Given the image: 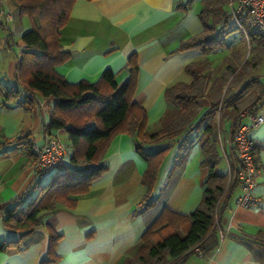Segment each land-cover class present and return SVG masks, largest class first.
I'll use <instances>...</instances> for the list:
<instances>
[{"label":"crops","instance_id":"1","mask_svg":"<svg viewBox=\"0 0 264 264\" xmlns=\"http://www.w3.org/2000/svg\"><path fill=\"white\" fill-rule=\"evenodd\" d=\"M184 1L75 0L60 34L61 48L69 52L70 57L56 65L55 70L69 82L82 79L94 82L108 68L121 86L130 76L127 58L136 54L133 100L146 109V130L151 132L159 129L176 108L165 99L164 89L178 81L190 83L191 76L185 71L187 64L207 63L203 72L207 82L205 96L200 99L201 111L209 110L212 102H218L222 113L217 116L212 111L198 129L190 132L191 142L185 146L187 151L183 158H177L181 140L172 143L150 196L155 203L148 208L137 206L145 192L140 180L146 161L134 149L133 135L116 133L99 161L90 164V167L101 166L102 171L89 189L69 195L67 203L57 202L53 209L42 211L41 224L18 248L0 251V264H124L126 257L135 253L141 234L162 206L187 214L199 205L208 173V168L201 164L200 136L209 121L216 123L212 138L221 156L218 170L225 174L226 186L231 185L220 204V225L226 237L209 256L194 252L180 264H264V174L258 176L253 190L259 202L251 208L237 206L240 183L230 139L234 122L248 123V118L240 113L255 102L264 101V41L238 32L220 60L212 54L218 49L210 53L194 49L176 51L182 40L202 29L198 17L201 0H193L186 12L176 8L178 2ZM23 17H19L17 24L13 17L8 21L0 17V22L4 23L0 24V83L6 87L19 86L14 72L21 49ZM24 19L28 21L26 28H30L29 18ZM7 28H10L11 38L5 41ZM28 95H33L35 101L30 109H25L20 101ZM2 100L0 95V102ZM53 101L37 92L22 90L15 102H6L8 106L0 103V142L27 132L31 143L30 153L16 142L0 145L2 240H16L20 235L4 225L3 211L19 201L32 200L39 187L57 171L50 168L35 174L32 170L33 144L44 143L48 134L45 130L48 108ZM56 132L66 142V165H70L68 156L72 146L67 129L59 128ZM248 134L260 143L256 159L264 165V122L250 127ZM167 143V140L147 143L144 149L155 151ZM21 196L23 198L19 199ZM50 228L61 234L53 255L47 253ZM52 257L56 260L41 263ZM162 264L179 263L170 258Z\"/></svg>","mask_w":264,"mask_h":264},{"label":"trees","instance_id":"2","mask_svg":"<svg viewBox=\"0 0 264 264\" xmlns=\"http://www.w3.org/2000/svg\"><path fill=\"white\" fill-rule=\"evenodd\" d=\"M13 2L19 17L26 15L31 27L20 35L21 49L14 72V80L20 88L6 87L0 83V95L3 96L0 103L5 105L6 102H15L22 90L53 98V104L48 108L49 119L45 130L55 134L59 128H66L72 150L68 156L70 165L58 167L53 177L39 187L32 200L19 201L3 211L4 225L18 231L20 235L16 240L0 239V251L9 247L18 248L24 238L41 224L39 214L42 211L53 209L57 202L67 203L69 195L89 189L91 182L102 171L101 166L90 167V164L99 161L109 141L118 132L135 137L134 149L146 161L140 180L145 186V192L137 206L151 207L155 203L150 196L156 185L158 170L172 143L181 140L177 158H183L187 151L185 146L191 142L190 132L198 129L212 111L219 108L218 102H212L209 110L201 111L200 99L205 96L207 82V76L203 72L208 64L199 66L192 62L185 66V71L191 76L190 83L178 81L164 89L165 99L176 107L175 110L167 116L159 129L147 131L146 109L133 100L136 54L127 58L130 76L121 86L117 85L114 73L108 68L94 82L84 79L69 82L55 70V66L70 57L69 52L61 48L60 34L75 0ZM192 2L193 0L178 2L176 8L186 12L190 10ZM227 4L228 0H201L198 17L202 29L182 40L176 51L194 49L210 53L223 48L226 36L232 29L228 23L230 16L227 14ZM7 31L5 41L11 38L10 28ZM249 38L259 37L251 35ZM260 40L264 41L262 38ZM34 101L33 95H28L20 104L25 109H30ZM239 125V122L233 123L230 136ZM213 129L214 122H206L200 136L203 154L201 164L208 168V173L199 205L187 214L162 206L158 215L141 234L135 253L126 257L124 264H162L170 258L177 259L180 264L197 247L201 249L199 254L209 256L219 244V230L226 237V231L220 225V204L231 190V185L226 186L225 174L218 170L221 156L216 141L212 138ZM28 139L29 134L22 132L15 137L4 138L0 145L16 142L30 153L31 143ZM162 140L168 141L162 148L155 151L144 149L145 144ZM21 198L23 196L19 197ZM60 237L61 234L49 229L48 255H53L54 246ZM55 260L56 257L47 258L41 260V263Z\"/></svg>","mask_w":264,"mask_h":264},{"label":"built area","instance_id":"3","mask_svg":"<svg viewBox=\"0 0 264 264\" xmlns=\"http://www.w3.org/2000/svg\"><path fill=\"white\" fill-rule=\"evenodd\" d=\"M4 0H0V5ZM228 10L232 24L245 37L251 35L264 40V0H229ZM7 20L12 19L11 11L0 10ZM253 109H245L240 115L248 118V123L240 124L230 136L234 147V161L237 168V178L240 183V193L236 198V205L243 208H251L256 205L260 198L253 192L257 178L264 174V165L256 159V152L260 143L252 139L248 129L264 122V101L254 103ZM66 142L62 136L46 134L41 146L33 144L32 170L35 174L44 172L50 168H58L66 164ZM220 232V240L225 235ZM200 248L195 249L200 253Z\"/></svg>","mask_w":264,"mask_h":264},{"label":"rangeland","instance_id":"4","mask_svg":"<svg viewBox=\"0 0 264 264\" xmlns=\"http://www.w3.org/2000/svg\"><path fill=\"white\" fill-rule=\"evenodd\" d=\"M229 1V0H228ZM9 8V11H11V13H12V17H13V21H14V23H19L20 21V19H19V16H18V14H17V9H16V5H15V3L13 2V0H4L3 1V3H1V5H0V10L2 9V10H5V11H8V10H6L7 9V7ZM228 4L226 5V8H227V10H228ZM0 17L1 18H3V20L4 21H8L6 18H5V14L4 13H2V12H0ZM27 18V16L25 15L23 18H22V25H21V29H23V31L24 30H27V29H29V27L28 28H26V24L28 23V21H27V23H26V19H24V18ZM9 23H11V22H9ZM228 23H229V25H231L232 26V29L228 32V34H227V36H226V45L223 47V48H220V49H218L216 52H213L212 54L215 56H217L216 58H217V60H220V59H218V58H221V56L224 54V52L227 50V48H228V46H230V45H232L233 44V36L234 35H238V29L237 28H235L234 27V25L232 24V21H231V19L228 21ZM12 24V23H11ZM9 25V24H8ZM17 33V32H16ZM17 35H18V33L16 34V37H17ZM18 88H20L19 86H17ZM222 111H223V108H222V106L220 105L219 106V108L217 109V111L215 110V112H216V114H217V116L218 115H220L221 113H222ZM221 117V116H220ZM214 122V121H213ZM215 123V122H214ZM216 124V123H215ZM167 161L168 160H166L165 161V164L167 163ZM46 181H49L48 179L46 180ZM45 183H47V182H45Z\"/></svg>","mask_w":264,"mask_h":264}]
</instances>
